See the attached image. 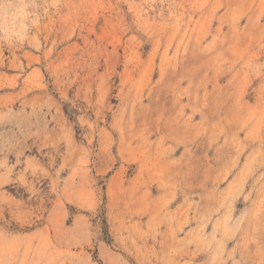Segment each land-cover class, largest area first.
Returning a JSON list of instances; mask_svg holds the SVG:
<instances>
[{
    "label": "rangeland",
    "instance_id": "374dc122",
    "mask_svg": "<svg viewBox=\"0 0 264 264\" xmlns=\"http://www.w3.org/2000/svg\"><path fill=\"white\" fill-rule=\"evenodd\" d=\"M0 264H264V0H0Z\"/></svg>",
    "mask_w": 264,
    "mask_h": 264
}]
</instances>
